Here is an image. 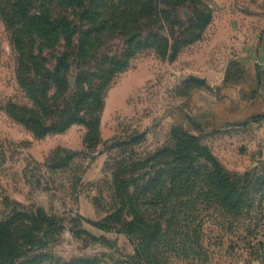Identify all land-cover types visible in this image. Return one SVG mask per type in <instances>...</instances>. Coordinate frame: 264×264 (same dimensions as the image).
Listing matches in <instances>:
<instances>
[{"label": "rangeland", "instance_id": "rangeland-1", "mask_svg": "<svg viewBox=\"0 0 264 264\" xmlns=\"http://www.w3.org/2000/svg\"><path fill=\"white\" fill-rule=\"evenodd\" d=\"M72 4L0 0V264H264V112L242 116L256 74L232 58L263 36L264 0H159L193 33L180 49L140 34L115 58L109 40L92 68L117 69L99 125L36 136L20 81L83 69ZM216 175L244 185L242 209L214 203L227 196Z\"/></svg>", "mask_w": 264, "mask_h": 264}, {"label": "trees", "instance_id": "trees-1", "mask_svg": "<svg viewBox=\"0 0 264 264\" xmlns=\"http://www.w3.org/2000/svg\"><path fill=\"white\" fill-rule=\"evenodd\" d=\"M101 1L72 0L71 11L68 13L67 21L72 26L70 37L81 35L82 40L78 51L85 60L83 69H44L40 72H24L23 74L20 82L30 95L28 96L34 107L21 106L19 120L36 136H43L51 131H63L78 121H84L90 128L99 125L100 111L104 105L106 92L114 80L117 69L92 68H99L105 64L103 61L98 62L95 55L102 46L108 44L109 40L118 39L122 43L120 47L123 46V48L115 56L120 58V53L121 55L130 54L134 51L135 40L140 34L144 35L145 42H151L149 46H152L158 39L165 40L167 43L171 41V38L163 37L164 34L169 33L175 36L174 51H178L180 45L185 42L183 39L186 34H193L190 31H181L177 34L179 30L170 28L169 24L180 21V12L176 6L165 11L158 9L159 0H111L115 2V8L109 13L108 11L103 13L104 11L99 8ZM166 1L169 2V0ZM67 23L60 21L54 32L57 34L62 24ZM68 26L70 27L69 24ZM46 29V25L41 26L42 32ZM79 30H83L82 34ZM187 40L190 39L187 38ZM70 41L72 45V40ZM166 48L172 50V47ZM59 59L61 60V56ZM90 61H92L91 66L86 67ZM72 75L75 77L74 82L70 80ZM216 177L218 181L214 186L216 189L224 187L227 196L223 201L216 200L214 203L217 206H226L232 211L242 209L244 185H240L238 181L226 179L225 176L223 178L216 175ZM92 223L101 225L100 222L92 221Z\"/></svg>", "mask_w": 264, "mask_h": 264}, {"label": "crops", "instance_id": "crops-1", "mask_svg": "<svg viewBox=\"0 0 264 264\" xmlns=\"http://www.w3.org/2000/svg\"><path fill=\"white\" fill-rule=\"evenodd\" d=\"M261 38L259 37L258 45L251 51L249 50V52L240 55H237V53L232 55V58L242 60L246 69H253L256 74V89L254 94L248 98L246 110L242 112V116L264 112V33Z\"/></svg>", "mask_w": 264, "mask_h": 264}, {"label": "water", "instance_id": "water-1", "mask_svg": "<svg viewBox=\"0 0 264 264\" xmlns=\"http://www.w3.org/2000/svg\"><path fill=\"white\" fill-rule=\"evenodd\" d=\"M74 79H75V78H74V77H72V80H71V81H72V82H74Z\"/></svg>", "mask_w": 264, "mask_h": 264}]
</instances>
